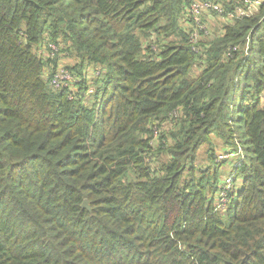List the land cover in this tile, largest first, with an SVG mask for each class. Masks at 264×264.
<instances>
[{
	"label": "trees",
	"instance_id": "obj_1",
	"mask_svg": "<svg viewBox=\"0 0 264 264\" xmlns=\"http://www.w3.org/2000/svg\"><path fill=\"white\" fill-rule=\"evenodd\" d=\"M193 1L0 0V264H264V4Z\"/></svg>",
	"mask_w": 264,
	"mask_h": 264
},
{
	"label": "built area",
	"instance_id": "obj_2",
	"mask_svg": "<svg viewBox=\"0 0 264 264\" xmlns=\"http://www.w3.org/2000/svg\"><path fill=\"white\" fill-rule=\"evenodd\" d=\"M264 0H225V2L219 0H194L188 9V13L192 17L191 23L194 24L191 37L194 40H198L201 31L205 32L203 38H206L208 32V26L203 21V16L209 15L216 23H218L220 30L224 29L225 25L243 17L254 16L262 10ZM208 17V16H207ZM238 48L234 47L233 50ZM233 50L227 52L228 55H232ZM248 50V44L247 48ZM72 79V75L63 67L57 70L54 76L53 82L56 86L60 84H67L68 80ZM226 154L221 153L222 159L226 158Z\"/></svg>",
	"mask_w": 264,
	"mask_h": 264
},
{
	"label": "rangeland",
	"instance_id": "obj_3",
	"mask_svg": "<svg viewBox=\"0 0 264 264\" xmlns=\"http://www.w3.org/2000/svg\"><path fill=\"white\" fill-rule=\"evenodd\" d=\"M222 2H225V0H222ZM203 21L207 24L208 28H210L212 30H217L219 28V26H220V25H216L215 22H213V21L207 20L205 16H203ZM222 25H226V24H222ZM254 60H256V64H258V65H259V63H262V58L261 57H259L258 60L255 57ZM195 70H196V73L197 74H200L202 68L200 69L198 67V68H195ZM230 148H231L230 146L225 147V145L221 144L220 142H218V144L216 146V150H217V153L219 155L221 153H224V154L227 155L226 158H233L232 160H235L236 158H239V155L241 154V149L240 148L238 149L239 151H238L237 156H236V153L235 154H231V153L228 152L229 150H231ZM231 151H233V150H231ZM205 154H206V148L203 145L200 148V150H199L198 157L199 156L203 157V156H205ZM241 156L242 155H240V157ZM157 160L159 161V159H157ZM237 160H239V159H237ZM222 165L227 170V172L225 173L226 175H223V178H224L223 183H221V185H225L226 186L225 191L222 193V195H225V193L227 192V189L228 188H231V186H234V185L232 184V182H233L232 181V175L229 176V173H228L232 169V165L226 164L224 162L222 163ZM219 199L220 198L218 197V200ZM222 201H225L226 202V201H228V198L226 196H223ZM219 204H220V208L221 209L225 207V203H220L219 202Z\"/></svg>",
	"mask_w": 264,
	"mask_h": 264
},
{
	"label": "water",
	"instance_id": "obj_4",
	"mask_svg": "<svg viewBox=\"0 0 264 264\" xmlns=\"http://www.w3.org/2000/svg\"><path fill=\"white\" fill-rule=\"evenodd\" d=\"M82 206L91 209V206H90L88 199L84 200ZM227 264H234V263L228 261ZM240 264H242V263H240Z\"/></svg>",
	"mask_w": 264,
	"mask_h": 264
},
{
	"label": "clouds",
	"instance_id": "obj_5",
	"mask_svg": "<svg viewBox=\"0 0 264 264\" xmlns=\"http://www.w3.org/2000/svg\"><path fill=\"white\" fill-rule=\"evenodd\" d=\"M240 264V263H239Z\"/></svg>",
	"mask_w": 264,
	"mask_h": 264
}]
</instances>
